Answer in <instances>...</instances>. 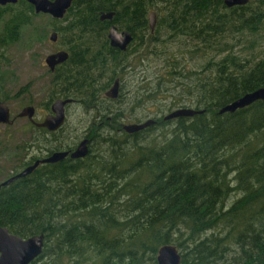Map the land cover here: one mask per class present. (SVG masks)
<instances>
[{
	"label": "trees",
	"instance_id": "obj_1",
	"mask_svg": "<svg viewBox=\"0 0 264 264\" xmlns=\"http://www.w3.org/2000/svg\"><path fill=\"white\" fill-rule=\"evenodd\" d=\"M103 11L114 14L99 20ZM37 14L25 0L0 5V49ZM52 20L68 56L51 72L45 108L55 98H73L99 110L113 79L119 92L127 70L154 55L162 64L153 78L140 79L136 106L165 100L157 113L177 107L202 113L168 120L163 114L127 133L122 111L103 107L109 113L86 134L85 156L41 163L0 186V226L22 238L44 235L29 264H155L166 243L180 251L179 264H264V100L217 112L264 86L263 0L231 7L222 0H71ZM110 23L130 32L125 51L109 45ZM192 56L205 61L191 69ZM24 128L30 142L12 145L6 133L0 153L24 158L32 141L38 152L71 148L28 120ZM38 137L46 142L41 147ZM36 157L18 159L2 180Z\"/></svg>",
	"mask_w": 264,
	"mask_h": 264
},
{
	"label": "rangeland",
	"instance_id": "obj_2",
	"mask_svg": "<svg viewBox=\"0 0 264 264\" xmlns=\"http://www.w3.org/2000/svg\"><path fill=\"white\" fill-rule=\"evenodd\" d=\"M52 19L47 14H37L32 18L31 24L21 30L15 42L7 45L4 49H0V53L4 56L1 64L0 94L3 97L2 100L5 101L10 109V116H16L20 108L26 104L34 106L35 120H40L47 111L45 102L47 100L51 73L45 66L43 58L61 45L57 39L55 42H51L47 38L50 30H53ZM54 22L57 23V21ZM172 49H175V45L172 46ZM204 59L205 56L199 59L192 56V59L188 60V67L191 69L195 68L199 65L198 63H203ZM159 60H156L155 56L152 55L136 69L127 70V73L123 76V84L119 88L116 99L110 100L102 95L99 96L97 100L99 101V110L83 105L77 99L69 103L65 109L64 122L55 131L53 137H56L57 141H61L67 146H74L83 135H90L93 127L98 125L96 122L100 119L99 115L109 113L106 111L102 112L100 109L103 107L121 110L123 117L119 119V123L139 122L146 118L161 117L166 111L157 113L156 107L159 105L160 109L164 108L165 100H152L139 106L134 103L136 94L140 93V90H137V86L145 83L141 82L140 79L148 80L153 78L156 74L157 66L159 67L162 64V60ZM133 106L134 109L132 111L129 110ZM25 121V117H15L9 128H6L4 124H0V143L3 142L6 133L10 137L12 145L20 141L30 142L31 134L24 128ZM7 129H9V133L6 132ZM38 139H41L39 147H41L42 143H46L42 138L38 137ZM47 139L49 141L52 137L49 135ZM30 146L32 147H29V151L24 158L21 155L13 156L11 154L8 157L9 155L6 153H0V180H2L3 175L7 176L14 171L18 159L22 158V160H25L43 152V150L39 152L34 150L36 147L33 141ZM236 195H231L229 201L233 200Z\"/></svg>",
	"mask_w": 264,
	"mask_h": 264
},
{
	"label": "water",
	"instance_id": "obj_3",
	"mask_svg": "<svg viewBox=\"0 0 264 264\" xmlns=\"http://www.w3.org/2000/svg\"><path fill=\"white\" fill-rule=\"evenodd\" d=\"M17 0H0V5L15 3ZM29 3L34 13H44L54 19H60L65 14L71 0H25ZM227 7L234 5H243L248 0H222ZM264 2V0H263ZM113 15L112 11L99 12V20L110 19ZM148 27L152 31L155 25V14L153 11L148 14ZM106 37L109 45L124 50L131 41L132 36L129 31H117L111 25L108 28ZM48 40L55 42L57 33L50 30L47 36ZM68 54L65 50L60 49L49 52L43 58L45 66L49 70H53L54 66L64 62ZM118 79H114L109 88L104 91V95L108 98H115L118 92ZM255 100H264V86L258 87L252 91L245 92L232 101L218 108V113L233 112L238 108H242ZM72 101L71 98H55L50 103V112L44 115L40 121H34V107L32 105H24L16 113V116H10V109L5 101L0 100V124L9 125L15 117H25L37 127H44L47 131H54L61 127L64 122V106ZM202 113L201 109H193L192 107H177L162 116L163 120L172 119L179 116H192ZM154 123V119L146 118L140 122H128L120 125L121 129L127 133H132L150 126ZM88 152V138L81 139L73 149L55 150L43 158L35 159L31 164L24 166L18 172L0 181V186L6 185L16 178L29 174L38 164L52 163L63 159L64 157L79 158ZM44 235L42 233L32 234L27 237H20L9 232L6 227L0 226V264H29L36 258L42 249ZM180 253L174 244L166 243L160 245L155 254V264H179Z\"/></svg>",
	"mask_w": 264,
	"mask_h": 264
},
{
	"label": "flooded vegetation",
	"instance_id": "obj_4",
	"mask_svg": "<svg viewBox=\"0 0 264 264\" xmlns=\"http://www.w3.org/2000/svg\"><path fill=\"white\" fill-rule=\"evenodd\" d=\"M103 12H104V11H103ZM105 12H108V11H105ZM112 12H113V11H112ZM113 14H114V12H113ZM148 14H149V13H148ZM63 16H64V15H63ZM112 16H113V15H112ZM111 18H112V17H111ZM111 18H110V19H111ZM60 19H61V18H60ZM110 19H103V20H110ZM111 25H113V26L116 28L117 31L124 30V29H118V28L116 27V25H114L113 23H110V24L107 25V31H108V28H109ZM106 34H107V32H106ZM56 39H57V38H56ZM108 43H109V42H108ZM129 43H130V42H129ZM129 43H128V44H129ZM128 44H127V45H128ZM111 47H112V46H111ZM113 48H116V47H113ZM126 48H127V46H126ZM126 48H125L124 50H120V49H118V48H117V49L120 50V51H125ZM60 49H62V48L59 47V48L56 49V50H60ZM56 50H54V51H56ZM63 50H64V49H63ZM65 51H66V50H65ZM52 52H53V51H52ZM66 52H67V51H66ZM67 54H68V53H67ZM62 63H63V62H62ZM60 64H61V63H60ZM57 65H59V64H57ZM57 65H55L54 68H55ZM54 68H53V70H54ZM47 69H48V68H47ZM53 70H49V69H48V71H49L50 73H51ZM114 79H116V78H114ZM114 79H113V81H114ZM117 79H118V78H117ZM113 81L111 82V84L113 83ZM118 82H119V81H118ZM111 84H110L109 86H111ZM109 86H108L107 88H109ZM118 87H119V86H118ZM107 88H106V89H107ZM106 89H105V90H106ZM105 90H104V91H105ZM104 91H103V93H102V94H103V97H105V98H107V99H114V98H108V97H106V96L104 95ZM117 95H118V92H117ZM116 97H117V96H116ZM116 97H115V98H116ZM74 101H75V99L72 98V101H70L69 103H72V102H74ZM51 102H52V101H50V103H51ZM50 103H49V105H48V108H45L47 111H46V113H45L44 115H46L47 113L50 112V110H49V109H50ZM69 103H67V104L64 106V117H65V109H66V106H67ZM26 105H27V104H26ZM28 105H30V104H28ZM32 106H33V105H32ZM33 107H34V106H33ZM34 110H35V108H34ZM34 113H35V112H34ZM44 115H43V117H44ZM43 117H42V118H43ZM42 118H41V119H42ZM41 119H40V120H41ZM26 120H28V119H26ZM33 120H34V121H40V120H35L34 118H33ZM28 121H29V120H28ZM29 122H30V121H29ZM30 123H31V122H30ZM31 124H32V123H31ZM121 124H122V123H121ZM32 125H34V124H32ZM34 126H35V125H34ZM35 127H37V126H35ZM37 128H44V127H37ZM59 128H60V127H59ZM59 128H58V129H59ZM44 129H45V128H44ZM58 129H56V130H54V131H47L46 129H45V130H46L47 132H54V133H55V131H57ZM88 136H89V135H86V134H85V135H83V136L81 137V139H83V138H88V146H89L90 138H89ZM81 139H80V140H81ZM80 140H79V141H80ZM79 141H77V142L75 143L74 146H72L71 148H68V149H73ZM62 150H65V149H62ZM54 151H55V150H54ZM52 152H53V151H52ZM50 153H51V152H50ZM50 153L45 152L44 149H43V152H42V153H40V154L38 153V155H35V156H37V157L34 158V159L32 160V162H33L35 159L46 157V156L49 155ZM66 157H67V156H66ZM68 158H69V157H68ZM32 162H31V163H32ZM31 163H30V164H31ZM28 165H29V164H28ZM38 165H39V164H38ZM38 165H37V166H38ZM25 166H26V165H25ZM17 172H18V171H17ZM10 176H11V175H10Z\"/></svg>",
	"mask_w": 264,
	"mask_h": 264
}]
</instances>
